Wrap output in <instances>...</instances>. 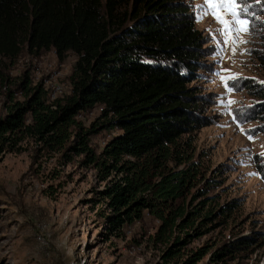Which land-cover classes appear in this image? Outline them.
I'll use <instances>...</instances> for the list:
<instances>
[{
	"label": "trees",
	"instance_id": "trees-1",
	"mask_svg": "<svg viewBox=\"0 0 264 264\" xmlns=\"http://www.w3.org/2000/svg\"><path fill=\"white\" fill-rule=\"evenodd\" d=\"M193 13L185 0H0V95L9 101L0 116V154L26 142L66 160L80 156L79 164L94 167L105 183L96 200L105 205L111 234L121 236L124 225L152 213L160 222L156 239L172 244L167 255L188 243L174 237L176 230L198 231L214 214L208 191L194 212L184 197L201 173L193 135L213 120L208 96L193 84L212 48ZM51 49L61 62L69 52L77 57L71 92L52 100L28 71L19 79L9 74L23 52ZM245 84L258 99L248 118L264 131V84ZM96 108L100 114L88 125L78 118ZM103 129L121 133L98 152L91 139ZM257 164L264 171L259 158ZM228 251L223 247L213 260Z\"/></svg>",
	"mask_w": 264,
	"mask_h": 264
},
{
	"label": "rangeland",
	"instance_id": "rangeland-1",
	"mask_svg": "<svg viewBox=\"0 0 264 264\" xmlns=\"http://www.w3.org/2000/svg\"><path fill=\"white\" fill-rule=\"evenodd\" d=\"M185 1L193 6L204 2ZM249 3L255 5L259 17L257 30L242 33L248 43L238 44L235 54L231 43L223 45L222 35L209 31L220 27L211 14L202 20L195 17L212 48L207 68L193 84L208 96L206 114L213 120L193 135V160L201 173L184 197L187 212H194L204 199L201 193L208 191L214 212L210 220L198 231L176 230L174 237L188 243L176 247L179 250L171 255L167 250L172 244L156 239L160 222L152 213L124 225L121 236H114L103 217L105 205L96 200V191L105 185L98 181L96 169L79 164L80 156L66 160L58 152L48 154L23 142L20 151L0 154V264H186L196 261L199 253L195 264H264V171L257 164L259 158L264 167V155H260L264 153V131L259 129V120L248 118L249 107L258 99L245 84L264 81V30L260 28L264 10L256 0ZM213 36L221 41L222 55L216 54ZM76 59L69 52L61 62L53 49L37 55L23 52L9 74L19 79L28 71L34 84H44L52 100L71 92ZM230 73L255 79L228 81L229 87L240 85L228 93L221 76ZM228 100L237 103L229 105ZM8 105L7 97L0 95V116L8 112ZM99 114L96 108L78 118L88 125ZM120 133L119 129H103L91 143L100 152L105 142ZM227 204L231 210L225 208ZM186 232L191 236L186 237ZM235 244L240 248L234 250L231 246ZM225 246L229 251L224 257L213 260Z\"/></svg>",
	"mask_w": 264,
	"mask_h": 264
},
{
	"label": "snow or ice",
	"instance_id": "snow-or-ice-1",
	"mask_svg": "<svg viewBox=\"0 0 264 264\" xmlns=\"http://www.w3.org/2000/svg\"><path fill=\"white\" fill-rule=\"evenodd\" d=\"M256 3H260L261 10H264V0H256ZM193 7L195 9L193 14L197 20H202L209 14L213 16L220 27L210 29L209 31L222 35L223 45L231 43L233 54H235L238 44L248 43L247 40L243 39L242 33L257 30V21L259 17L256 15L255 5L249 3V0H204L202 4ZM260 28L264 30V21H260ZM212 38L215 40L214 36ZM215 42L217 45L216 54L222 55L224 49L221 41L215 40ZM247 79L255 78L242 77L239 73H230L228 76H221V81L224 82L228 93H231L234 88L240 86L239 83H233L232 86L229 87L228 81L237 82ZM260 83L264 84V81H260ZM235 103H237L235 100L227 101L229 105ZM249 139H252V137H249ZM260 155H264V153Z\"/></svg>",
	"mask_w": 264,
	"mask_h": 264
}]
</instances>
